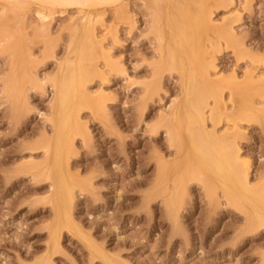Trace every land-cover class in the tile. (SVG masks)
Here are the masks:
<instances>
[{
  "label": "rangeland",
  "instance_id": "374dc122",
  "mask_svg": "<svg viewBox=\"0 0 264 264\" xmlns=\"http://www.w3.org/2000/svg\"><path fill=\"white\" fill-rule=\"evenodd\" d=\"M123 1L84 17L0 0V264H264V0ZM59 81L84 125L62 205L43 152ZM193 107L244 197L193 154Z\"/></svg>",
  "mask_w": 264,
  "mask_h": 264
},
{
  "label": "bare ground",
  "instance_id": "6f19581e",
  "mask_svg": "<svg viewBox=\"0 0 264 264\" xmlns=\"http://www.w3.org/2000/svg\"><path fill=\"white\" fill-rule=\"evenodd\" d=\"M10 2L16 3V4H23L25 2H31V3H35V4H39L41 7L43 8H61V9H76L80 14H82L84 17L87 16L86 14H89V12L95 10L96 9H100L106 6H115V5H119L121 2H124L123 0H8ZM165 1V0H164ZM170 1V0H169ZM165 3V2H164ZM187 3V2H186ZM192 5V4H191ZM122 6V4H121ZM124 8H125V4H123ZM118 7V6H117ZM116 7V8H117ZM120 7V6H119ZM121 8V7H120ZM34 9V7H33ZM32 10V9H31ZM117 10V9H116ZM122 10V9H121ZM118 11V10H117ZM26 12V11H25ZM119 12V11H118ZM126 12V11H125ZM121 14V12H119ZM124 14V13H123ZM43 17V16H42ZM84 19V18H83ZM86 20V18L84 19V21ZM87 21V20H86ZM90 21V20H89ZM194 21V20H193ZM194 24V23H193ZM197 24V22L195 23ZM195 27V26H194ZM157 31V30H156ZM161 57V55L159 56ZM210 72V71H209ZM252 74V73H251ZM200 75V74H199ZM210 75V74H209ZM193 76V75H192ZM191 76V78H193ZM206 77V76H205ZM262 77H264L262 75ZM207 79V78H206ZM253 79V78H252ZM193 80V79H192ZM62 81V80H61ZM69 81V80H68ZM197 81V80H196ZM72 83V81H71ZM70 83V84H71ZM212 83L210 80L207 81V88L212 89ZM256 83V82H255ZM60 81L56 82V90H55V97H54V103L52 105H54L52 107V115H53V120H52V129H53V135L50 139H45L43 142V149H44V154H45V160H44V165H47L50 168V174H49V178H51L52 180V189L54 193V198L52 196L53 199L56 198V202L58 201V203L60 205H62V198L61 200H57V198H59L60 196L64 195V197L68 198V200H72V189L66 185L64 179L66 177V175H69V158H70V151H71V145H72V140L69 136L70 132L72 131H76L77 133H81L84 130V125L80 122L79 119V114L77 111L70 109L69 107V103H70V99H71V92H72V87L69 85L66 90H61L60 88ZM67 85V84H66ZM205 85V84H204ZM53 87V86H52ZM205 86H202V88ZM216 87V86H215ZM259 87V86H258ZM206 90V89H205ZM255 90V88H254ZM190 93V92H188ZM211 93V92H210ZM220 93V92H219ZM147 94V93H146ZM207 96V95H206ZM206 98V97H205ZM200 100V99H199ZM74 101V100H73ZM194 101V98H193ZM76 102V101H75ZM245 103V102H243ZM248 103V101H247ZM262 103V102H261ZM260 103V104H261ZM146 105V104H145ZM201 105V104H200ZM245 105V104H244ZM247 105V104H246ZM245 105V107H246ZM182 106V105H181ZM248 106V105H247ZM217 107V106H216ZM225 107V106H224ZM237 107V105H236ZM249 107V106H248ZM187 108V106H186ZM190 109V108H188ZM210 109V108H209ZM226 109V107H225ZM51 110V109H50ZM181 110L183 111V109L181 108ZM208 110V109H207ZM206 110V111H207ZM243 110V109H242ZM177 111V109H176ZM187 111V110H186ZM184 112V111H183ZM214 112V110H213ZM173 113V112H172ZM181 113V112H180ZM193 113H194V117L198 119L199 121V127L201 129V134L200 136H198L199 139V143L198 145L201 146V148H197V150H195V146L194 144H191L194 148L193 150V154H198L199 158L201 159V161L203 162V164L206 165V169H208L212 174H216V176L221 177V176H228V178L230 177L233 181H235L236 183H238L239 185L235 184V188L238 187L237 189H239L238 191H236L238 194L241 193V198L244 197L245 195V189L246 184L243 182L242 180V172L240 169L235 168V166L233 165V161L232 158L238 159V156H236V153L233 152L234 151V147H230L225 145V143H223V145L220 143H218V141L216 139H214V137H212L211 135H208L207 133H205L204 131V119L202 117V113L201 110L198 107H193ZM205 113V112H204ZM237 114V113H236ZM167 115V114H166ZM186 115V114H185ZM206 116V115H205ZM204 116V117H205ZM217 116V115H216ZM52 117V116H51ZM186 117V116H185ZM242 117V116H241ZM211 118V117H210ZM213 118V117H212ZM182 119V118H181ZM185 119V118H184ZM196 119V120H197ZM208 119V118H207ZM50 120V119H49ZM187 121V120H186ZM214 121V120H213ZM234 122V121H233ZM240 122V121H239ZM237 122V124L239 123ZM166 123V122H165ZM180 121H176L174 124H172V128H170V130L168 131V135L170 137V141L171 143L176 142L178 140V137L180 135ZM196 123V121H195ZM209 123V121H208ZM207 123V124H208ZM241 123V122H240ZM197 124V123H196ZM236 124V121H235ZM213 125V124H212ZM234 125V123H233ZM240 125V124H239ZM225 126V125H224ZM195 127V126H194ZM198 127V128H199ZM206 127V126H205ZM213 127V126H212ZM196 128V127H195ZM230 128V127H229ZM236 128V127H235ZM209 129V128H208ZM207 129V130H208ZM187 130V129H186ZM196 130V129H195ZM206 130V131H207ZM226 130V128H225ZM229 129H227L228 131ZM232 131V130H230ZM239 131V130H238ZM188 132V131H187ZM185 132V133H187ZM183 133V132H182ZM216 133V132H215ZM239 133V132H238ZM154 134V133H153ZM188 134V133H187ZM74 135V134H73ZM76 135V134H75ZM185 135V134H184ZM198 135V134H197ZM215 135V134H214ZM183 136V134H182ZM77 137V136H75ZM74 137V139H75ZM187 137V136H186ZM83 138V137H82ZM180 138V137H179ZM216 138V137H215ZM223 139V138H222ZM235 139V138H234ZM188 140V139H187ZM238 140V139H237ZM236 140V141H237ZM186 141V139H185ZM221 141V140H220ZM232 141V140H231ZM225 142V141H224ZM182 143V142H181ZM192 143V142H191ZM194 143V142H193ZM238 143V142H237ZM187 145V144H186ZM197 145V146H198ZM233 145V144H232ZM190 147V145H189ZM186 149V148H185ZM191 150V149H190ZM180 151V150H179ZM178 151V152H179ZM185 151V150H183ZM182 151V153H183ZM185 154V153H184ZM192 154V153H191ZM69 155V157H68ZM178 155V154H177ZM182 155V154H181ZM193 156V155H192ZM179 157V156H178ZM177 157V158H178ZM194 157V156H193ZM192 157V158H193ZM176 159V158H175ZM191 160V159H190ZM196 160V159H195ZM192 161V160H191ZM200 161V160H199ZM241 161V159H240ZM239 161V162H240ZM243 162V161H242ZM198 163V161H197ZM201 163V162H200ZM233 163V164H232ZM169 164V163H168ZM180 164H182V170L183 171H187V162H181ZM223 164L226 165L225 167H228L227 170L223 167ZM243 164V163H242ZM248 164V163H247ZM26 165V164H25ZM170 165V164H169ZM199 165V164H198ZM41 164H33L29 167H25L30 169L31 171H36L38 167H40ZM160 166V165H159ZM166 166V165H165ZM249 166V165H248ZM44 167V166H42ZM47 167V168H48ZM161 167V166H160ZM196 167V165H195ZM167 168V167H166ZM175 168V166L173 167ZM172 168V169H173ZM202 168V167H201ZM177 169V168H176ZM162 170V169H161ZM159 170V171H161ZM204 170V169H203ZM40 171V170H39ZM166 171V170H165ZM173 171V170H172ZM176 171V170H175ZM226 171V172H225ZM205 172V171H204ZM244 172V171H243ZM247 172V171H246ZM249 172V171H248ZM176 173V172H175ZM190 173V172H189ZM33 174V173H32ZM159 174V173H158ZM181 174V173H180ZM184 174V173H183ZM192 174V173H191ZM206 174V173H205ZM174 175V174H173ZM171 175V176H173ZM198 175V174H197ZM202 175V173H201ZM245 175V174H244ZM204 176V175H203ZM208 176V175H207ZM206 176V177H207ZM210 176V175H209ZM212 176V175H211ZM210 176V177H211ZM170 177V176H169ZM192 177V176H191ZM172 178V177H171ZM200 178V177H198ZM202 178V177H201ZM208 178V177H207ZM212 178V177H211ZM183 179H186L185 177H181L180 179V184L184 185V181ZM204 179V178H203ZM214 178H212L211 181H213ZM220 179V178H219ZM166 180V179H165ZM172 180V179H170ZM169 180V181H170ZM192 180V179H191ZM49 181V180H48ZM69 181V180H67ZM168 181V180H167ZM221 181V180H220ZM187 182H188V178H187ZM250 182V181H248ZM186 183V182H185ZM200 183V182H199ZM214 183V182H213ZM178 184V183H177ZM218 184V183H217ZM263 184V183H262ZM167 185V184H166ZM187 185V183H186ZM222 185V184H220ZM248 185V184H247ZM73 186V185H72ZM219 186V185H218ZM225 186V185H223ZM255 185H252L250 188L252 189V187ZM169 187V186H168ZM173 187V186H172ZM171 187V188H172ZM182 187V186H181ZM185 187V185H184ZM216 187V186H215ZM221 187V186H219ZM240 187V188H239ZM246 187V188H245ZM263 187V186H262ZM233 188V187H232ZM259 188V187H258ZM168 189V188H167ZM166 189V190H167ZM219 190V189H218ZM222 190V187H221ZM233 190V189H232ZM253 190V189H252ZM263 190V189H262ZM173 191V190H172ZM180 191V190H179ZM182 191V190H181ZM225 191V189H224ZM231 191V190H230ZM264 191V190H263ZM226 192V191H225ZM250 192V190H249ZM249 192L247 194H249ZM254 192V191H253ZM51 193V195H52ZM182 193V192H181ZM222 193V192H221ZM227 193V192H226ZM255 193V192H254ZM180 194V193H178ZM223 194V193H222ZM252 193H250V196ZM234 195V194H233ZM236 195V193H235ZM172 196V195H171ZM224 196V194H223ZM231 196V195H229ZM254 196V195H253ZM173 197V196H172ZM226 197V196H225ZM255 197V196H254ZM257 197V196H256ZM179 198V196L177 197ZM228 198V197H227ZM238 198V197H236ZM240 198V200H241ZM249 198V197H247ZM246 198V199H247ZM53 199H51L52 203H53ZM226 199V198H225ZM254 199V198H252ZM258 199V198H255ZM67 200V201H68ZM169 200V199H168ZM174 200V199H173ZM245 200V199H244ZM248 200V199H247ZM260 200V199H259ZM258 200V201H259ZM66 201V200H65ZM68 201V202H70ZM246 201V200H245ZM249 201V200H248ZM247 201V202H248ZM67 202V204H68ZM251 202V201H250ZM263 202V201H261ZM260 203V202H259ZM56 204V203H55ZM172 204V203H171ZM176 204V203H175ZM178 204V203H177ZM233 204V203H232ZM239 204V203H238ZM251 204V203H250ZM258 204V203H257ZM256 204V205H257ZM53 205V204H52ZM60 205H58V208L55 213V215L57 216V218H61V216L64 215V211L62 212V210L59 208ZM69 205V204H68ZM237 205V204H236ZM249 205V204H247ZM242 206V205H241ZM259 206V205H257ZM55 207V205H54ZM243 207V206H242ZM249 207V206H248ZM173 212H175V214L177 213L178 207L177 205L173 206ZM241 208V207H240ZM258 208V207H257ZM56 209V208H55ZM67 209V208H66ZM235 209V208H234ZM255 209V208H254ZM253 209V210H254ZM241 210V209H240ZM243 210V209H242ZM250 210V209H248ZM259 210V209H258ZM54 211V212H55ZM255 211V210H254ZM253 211V212H254ZM260 211V210H259ZM247 212V209L245 211V214ZM249 212V211H248ZM251 212V211H250ZM68 213V212H67ZM243 213V212H241ZM263 213V212H262ZM248 214V213H247ZM246 214V215H247ZM245 215V217H246ZM253 215V214H252ZM65 216V215H64ZM250 216V215H249ZM254 216V215H253ZM263 216V215H262ZM257 217V216H256ZM259 217V216H258ZM264 217V216H263ZM67 218V217H66ZM247 218V217H246ZM254 219V218H252ZM260 219V218H259ZM258 219V220H259ZM261 220V219H260ZM249 221V220H248ZM256 222V221H255ZM62 223V222H61ZM250 224V223H249ZM262 224V221H261ZM263 225V224H262ZM264 226V225H263ZM252 227V225H251ZM258 227V226H257ZM264 228V227H263ZM246 229V228H245ZM259 229V228H258ZM252 231V230H251ZM55 232V231H54ZM90 245V244H89Z\"/></svg>",
  "mask_w": 264,
  "mask_h": 264
}]
</instances>
